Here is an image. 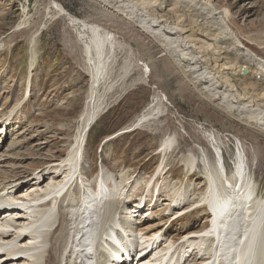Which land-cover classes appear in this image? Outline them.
I'll return each mask as SVG.
<instances>
[{
	"label": "bare ground",
	"instance_id": "bare-ground-1",
	"mask_svg": "<svg viewBox=\"0 0 264 264\" xmlns=\"http://www.w3.org/2000/svg\"><path fill=\"white\" fill-rule=\"evenodd\" d=\"M90 1L109 11L116 20L137 29L145 39H150L187 83L214 107L264 136V60L239 42L229 28L226 16L218 12L210 2ZM58 11L61 14L62 10ZM68 20L70 27L79 32L77 39L82 46L84 66L90 74V85L84 109L76 120V131L63 145L66 148L64 156L58 158L54 152L49 151L48 158L44 159L47 162L45 167L26 172L29 169L24 166L22 174L18 173L17 169L20 167L4 163L7 160L5 149H1L9 135L8 127H12L18 112L12 110L9 114L0 115V125L3 123L0 129V264H88L87 255L93 241L91 230L94 228L98 231L94 240L95 252L97 262L101 263L105 261L106 255L100 248V240L107 229L117 222L129 229V234L134 236L131 239L134 240L133 244L128 250L131 260L124 258L122 264H163L168 252L173 249L172 257L177 254L176 261L169 264H211L214 253L212 264H264V194L260 195L259 185L251 175L252 169L250 170L242 155L235 160L232 175L225 180L219 173L218 164L221 160H217L215 166L212 165L210 156L204 151L201 154L191 152L182 156V162L188 170V181L191 182L186 187L187 192H190L189 187H193L192 184L197 180L203 179V186L193 188L198 192L197 197L178 198L173 206L170 203L174 200H171L170 195L169 199L163 198L168 193L167 187L164 190L161 186L155 193L156 182L161 178L164 180L169 173L162 164L149 181L136 183L134 194H127L124 200L122 198L126 191L121 187L128 178L127 173L121 176L115 174V177L102 169L95 179L88 176V134L111 105L114 90L129 70L125 66L119 71L122 75L115 70L116 51L121 46L111 42L110 33L101 24L75 18ZM37 34L34 33L29 41V72H32L37 60ZM244 70L247 73L244 74ZM25 95H29L27 87ZM22 102L20 105L16 104L15 109L19 110L24 105ZM154 107L155 104L146 108L126 127V131L116 136L151 128L150 124L157 113ZM173 138H164L156 154L162 156L167 151L175 154L178 147L176 151L173 148L178 145H173ZM225 161L224 157L226 166ZM16 171L21 178L14 174ZM210 175L216 176V179ZM134 183L135 181L130 182L125 187L132 189ZM23 184H31L28 194L17 193ZM146 189L147 195L136 201L135 196L142 195ZM204 189L206 192L202 195ZM46 198L49 200L44 202ZM150 200L156 201V207L161 206V212L165 209H182L167 224L165 221L170 217L153 227L141 229L139 224L143 218L151 219L146 213L150 210ZM134 204L138 206L128 209ZM182 204L191 205L192 208L188 210ZM206 212L209 215L204 221L208 223L205 230L196 231L197 228H192L193 221H190L181 226L168 241L172 232L171 225L192 217L194 213L205 215ZM211 212H218L214 213L212 221L217 240L205 238L207 232L203 233L207 229L209 232ZM192 219L195 220V217ZM146 232L148 234L144 236ZM178 239L181 240L176 241ZM243 239L246 242L238 260L237 254ZM146 250L148 251L143 253ZM111 264L116 263L112 261Z\"/></svg>",
	"mask_w": 264,
	"mask_h": 264
},
{
	"label": "rangeland",
	"instance_id": "rangeland-1",
	"mask_svg": "<svg viewBox=\"0 0 264 264\" xmlns=\"http://www.w3.org/2000/svg\"><path fill=\"white\" fill-rule=\"evenodd\" d=\"M206 1L226 16L229 28L239 42L264 60V0ZM56 7L62 10L61 14ZM70 18L101 24L110 33L111 42L121 46L116 51L115 70L118 73L125 66L129 70L114 90V98L110 99L114 102L93 125L88 137L90 159L87 171L91 179H95L102 169L111 176L127 173L128 178L121 187L126 191L122 198L124 200L127 194H134L136 183L149 181L162 164L169 171V176L156 182L155 193L161 186L164 190L167 187L168 193L163 198L169 199L170 195L174 200L170 203L173 206L178 198L197 197L198 192L194 189L203 186V179L197 180L187 192L186 187L191 182L188 181V170L181 157L204 151L215 166L221 151L231 171L235 168L236 155H242L252 169L251 175L259 185L260 194H264V136L214 107L187 83L150 39H145L137 29L116 20L109 11L90 0H0V115L9 114L12 110L18 112L12 127H8L9 135L1 147L5 149V164L20 167L17 169L20 174L24 166L29 169L26 172L43 168L47 163L44 159L50 152H54L58 158L64 156L66 148L63 145L76 131V120L87 100L90 74L84 66L83 50L78 42L79 32L70 27ZM36 32L37 60L28 84L29 41ZM26 87L29 89L27 96ZM20 101L24 105L16 110V104L20 105ZM153 104L157 113L152 119L151 128H148L150 130L137 129L108 141ZM169 136L174 137L173 145L178 146L173 149L176 151L178 147L177 151L175 154L167 151L159 156L156 153L163 139ZM48 139L51 141L48 142ZM104 163L111 168L105 167ZM18 173L16 171L14 174L21 178ZM133 181L135 188L125 187ZM30 187L31 184H23L17 193L25 195ZM147 193L146 189L142 195L135 196L136 201ZM182 205L188 210L191 207ZM137 206L130 205L128 209ZM148 206L150 210L145 212L151 219L143 218L139 224L141 229L153 227L170 217L165 221L167 224L182 209L179 207L161 212V206L156 207L155 200H150ZM208 215V212L205 215L194 213L192 217L195 220L189 216L171 225L168 241L190 221H193L192 228H197L196 231L205 230L208 223L204 221Z\"/></svg>",
	"mask_w": 264,
	"mask_h": 264
},
{
	"label": "water",
	"instance_id": "water-1",
	"mask_svg": "<svg viewBox=\"0 0 264 264\" xmlns=\"http://www.w3.org/2000/svg\"><path fill=\"white\" fill-rule=\"evenodd\" d=\"M247 73V71L244 70V74ZM126 130V129H125Z\"/></svg>",
	"mask_w": 264,
	"mask_h": 264
},
{
	"label": "built area",
	"instance_id": "built-area-1",
	"mask_svg": "<svg viewBox=\"0 0 264 264\" xmlns=\"http://www.w3.org/2000/svg\"><path fill=\"white\" fill-rule=\"evenodd\" d=\"M212 136H214V134L212 133Z\"/></svg>",
	"mask_w": 264,
	"mask_h": 264
}]
</instances>
